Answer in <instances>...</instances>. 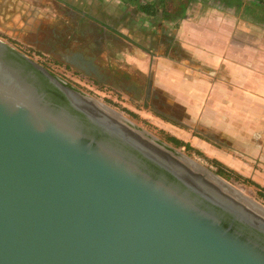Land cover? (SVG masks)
<instances>
[{
  "label": "water",
  "instance_id": "water-1",
  "mask_svg": "<svg viewBox=\"0 0 264 264\" xmlns=\"http://www.w3.org/2000/svg\"><path fill=\"white\" fill-rule=\"evenodd\" d=\"M102 104L0 39V264H264L261 205Z\"/></svg>",
  "mask_w": 264,
  "mask_h": 264
},
{
  "label": "crops",
  "instance_id": "crops-1",
  "mask_svg": "<svg viewBox=\"0 0 264 264\" xmlns=\"http://www.w3.org/2000/svg\"><path fill=\"white\" fill-rule=\"evenodd\" d=\"M171 10L151 17L121 0H0V38L88 77L93 67L102 80L123 79L131 96L141 91L136 103L156 102L161 129L264 188V10L236 0Z\"/></svg>",
  "mask_w": 264,
  "mask_h": 264
},
{
  "label": "rangeland",
  "instance_id": "rangeland-1",
  "mask_svg": "<svg viewBox=\"0 0 264 264\" xmlns=\"http://www.w3.org/2000/svg\"><path fill=\"white\" fill-rule=\"evenodd\" d=\"M236 2H239V4L243 6L245 8V11L247 12H257L258 8L259 10H264V0H236ZM166 4L168 7L171 6L169 0L166 2ZM93 98L103 103L104 105L110 107L111 109L115 110L123 117H125L128 121L132 122L136 126L140 127L144 131L148 132L152 136L164 142L168 146L174 148L176 151H179L181 154L188 157L192 161H195L196 163L209 169L213 173L215 172V167L210 165L206 157L199 156L193 152L190 153V151H187L185 147H173V144L166 141L167 136L172 135L165 132L157 124L161 122V120L157 117V113H155V111L151 108L150 105H146V109H144L141 107V104L135 103V101H133L131 97H127L124 93H114V95L111 94L108 98H103L102 96H97ZM131 113H133L134 116L131 115ZM221 179L224 180L223 178ZM224 181L229 183L236 190H238L239 192H241L242 194H244L245 196H247L248 198H250L251 200H253L264 208V199L258 196L257 191L253 186L243 184L234 180Z\"/></svg>",
  "mask_w": 264,
  "mask_h": 264
},
{
  "label": "trees",
  "instance_id": "trees-1",
  "mask_svg": "<svg viewBox=\"0 0 264 264\" xmlns=\"http://www.w3.org/2000/svg\"><path fill=\"white\" fill-rule=\"evenodd\" d=\"M121 1L133 2L137 6V8L144 14L149 15L151 17H157V13L161 7L163 8L162 12H164V8H166V10L167 8H170V10L172 8L171 10L172 12L180 11L181 13L183 11V8L185 7V4L189 0H169L170 5H171L170 7H168L166 4L168 0H151V1L150 0H121ZM131 115H133V113H131ZM166 139H167L166 140L167 142L173 144V146L175 147H178V148L185 147L187 151H190V153L193 152L199 156L205 157L202 153L195 151V149L190 147L188 144L183 143L182 141H179L173 136H167ZM207 160L211 166L215 167L216 170L214 173L216 175L226 180L232 179L234 181L253 186L256 189L258 196L264 199V188L261 187L259 184H257L256 182L248 178L243 177L242 175L238 174L234 170L227 168L226 166H224L223 164H221L220 162L214 159L207 158Z\"/></svg>",
  "mask_w": 264,
  "mask_h": 264
},
{
  "label": "flooded vegetation",
  "instance_id": "flooded-vegetation-1",
  "mask_svg": "<svg viewBox=\"0 0 264 264\" xmlns=\"http://www.w3.org/2000/svg\"><path fill=\"white\" fill-rule=\"evenodd\" d=\"M55 62L57 64L61 65L66 70V72H64V71L61 72L62 75L66 76L68 78V80L65 79L63 81V84L73 88L74 90H76L77 92H79L85 96H88V97L102 96L103 98H108V97H110L111 94L114 95V93H124L127 97H129L127 94H130V97L133 99V101H135V100L139 101V98L137 99L136 97H134L135 95L131 96V93H133L131 91V89L130 90L126 89V87H128V83L123 81V79H121V78L120 79L116 78L115 80H106L105 81L106 84H101V83H97L96 81L92 80L91 77H88L83 73L76 72V70H74V69H72L66 65H63L57 61H55ZM52 75L55 77L54 74H52ZM87 81L89 83H86ZM85 85H87V86H85ZM136 101H135V103H136ZM137 104H139V103H137ZM140 104L142 105L141 107L144 109H146V105H148V103L145 101H143ZM153 105H156V102H151V108H153ZM155 113H156V111H155ZM160 143L163 144L161 141H160ZM173 147H175V146H173ZM171 149L174 150V148H171ZM177 153L180 154L179 151ZM224 180H226V179H224ZM231 180L232 179H229L226 181H231Z\"/></svg>",
  "mask_w": 264,
  "mask_h": 264
},
{
  "label": "built area",
  "instance_id": "built-area-1",
  "mask_svg": "<svg viewBox=\"0 0 264 264\" xmlns=\"http://www.w3.org/2000/svg\"><path fill=\"white\" fill-rule=\"evenodd\" d=\"M261 1V0H256ZM1 39V38H0ZM3 40V39H1ZM6 44H8L10 47L14 48L18 52L22 53L26 57L32 59L33 61L37 62L38 64L45 67L49 72L54 74L56 77L60 78L61 80H68V78L61 74L62 71L66 72L65 68H63L61 65L57 64L52 58L49 56L40 53L36 50L29 49L27 46L23 44L13 43L8 40H3ZM86 83H89L88 81ZM87 86V85H85Z\"/></svg>",
  "mask_w": 264,
  "mask_h": 264
},
{
  "label": "bare ground",
  "instance_id": "bare-ground-1",
  "mask_svg": "<svg viewBox=\"0 0 264 264\" xmlns=\"http://www.w3.org/2000/svg\"><path fill=\"white\" fill-rule=\"evenodd\" d=\"M100 103V102H99ZM102 104V103H101ZM102 105H104V104H102ZM104 106H106V105H104ZM107 108H109V109H111L110 107H108V106H106ZM112 110V109H111ZM112 111H114V110H112ZM115 112V111H114ZM115 113H117V112H115ZM117 114H119V113H117ZM120 116H121V114H119Z\"/></svg>",
  "mask_w": 264,
  "mask_h": 264
}]
</instances>
